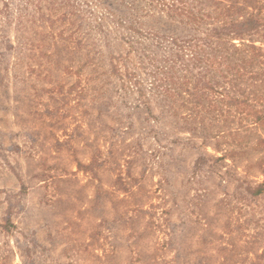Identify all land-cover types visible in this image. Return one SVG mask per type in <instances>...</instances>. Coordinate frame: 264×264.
<instances>
[{
	"label": "rangeland",
	"instance_id": "374dc122",
	"mask_svg": "<svg viewBox=\"0 0 264 264\" xmlns=\"http://www.w3.org/2000/svg\"><path fill=\"white\" fill-rule=\"evenodd\" d=\"M86 3L49 36L0 22V264H264V193L243 205L235 181L264 182V148L203 141L211 125L196 138L143 74L145 96L122 88L129 47L92 44ZM21 39L35 50L8 51Z\"/></svg>",
	"mask_w": 264,
	"mask_h": 264
},
{
	"label": "trees",
	"instance_id": "16d2710c",
	"mask_svg": "<svg viewBox=\"0 0 264 264\" xmlns=\"http://www.w3.org/2000/svg\"><path fill=\"white\" fill-rule=\"evenodd\" d=\"M66 1L4 0L1 25L6 28L14 22L21 36L31 28L28 24L48 23V28L34 32L48 36L58 21L81 26L85 21L81 12L74 5L69 11ZM33 5L37 15L28 9ZM95 8L101 11L96 13ZM51 10L65 11L54 16ZM86 27L94 45L97 39L107 49L118 43L129 47L120 60L124 74L118 73L116 64L112 68L120 81L129 84H121L122 88L132 87L145 96L143 74L151 78L149 90L165 100L170 115L188 130L198 129L196 138L211 125L217 130L201 137L203 141L249 149L254 138L252 149L264 148V0H89ZM5 33L0 29L1 42ZM35 48L24 39L8 45V51L18 56ZM134 57L137 71L131 72L125 62ZM226 156L227 152L221 157L204 156L212 160L208 169H216ZM203 161L197 159L194 167L201 170ZM258 166L264 168V159ZM235 181L236 200L243 205L254 204L264 193V182H243V186ZM259 259H264V252Z\"/></svg>",
	"mask_w": 264,
	"mask_h": 264
}]
</instances>
